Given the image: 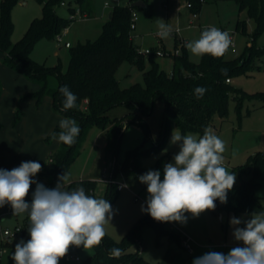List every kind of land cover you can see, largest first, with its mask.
I'll list each match as a JSON object with an SVG mask.
<instances>
[{
	"label": "trees",
	"instance_id": "trees-1",
	"mask_svg": "<svg viewBox=\"0 0 264 264\" xmlns=\"http://www.w3.org/2000/svg\"><path fill=\"white\" fill-rule=\"evenodd\" d=\"M34 1L41 6V16L33 19L23 36L14 43L10 40L13 31L10 14L18 0H1L0 2L1 63L37 86V90L20 97L11 124L14 126L21 119L20 104L24 100L32 99L35 107L38 108L43 99L48 97L51 101V110L55 114L64 118L75 119L81 129L72 146L59 142L57 151L48 156L50 168L42 169L37 173L39 178L44 177L46 180V188L56 187L58 177L67 172L77 157L85 135L91 127L111 134L110 144L114 153L121 131L129 123L141 126L144 132L148 134L145 118L151 115L155 100H159L162 104V121L158 141L149 148L129 152L127 159L119 165L113 161L110 164V178L112 180L116 175L124 177L131 175L141 183L138 177L149 170L160 171L161 180H163L165 165L163 158H160L148 170L135 164V160L142 156L154 154L163 147L168 131L172 126L177 127L182 135L194 133L202 136L204 129L211 126L214 117L227 118L230 99L234 101V110L238 122L245 101L256 100L261 107H264V91L248 95L231 86V79L236 76L247 75L253 61L264 55V51L256 50L254 47L244 48L237 57L230 60H225V55L220 58L204 55L200 57L197 63H192L188 60L185 45H182L177 54L170 56L172 60L170 74L159 69L153 54L148 57L140 55L130 36L132 31L130 28L131 13L139 7H131V4L141 1L145 5L142 9H145L149 0H128L127 6L114 7L102 25L100 36L95 41H87L73 48L69 47V62L65 72L62 71L59 63L53 67L37 64L30 56L36 42L40 39H54L71 22L75 21L58 16L55 11L59 6H67L69 13H73L76 8L82 18H90L93 10L91 0ZM216 1L232 2L237 7L238 12H245L247 20L254 23V31L250 36L252 42L264 33V0ZM204 2L205 0H186V3L191 5L189 10L196 14L199 13ZM235 32L242 36H248L246 20L236 21ZM177 46L178 43L175 41V50ZM124 62L141 72L142 84L119 88L115 73ZM147 64L148 68H146ZM221 68L228 69L229 83H226V78L221 75ZM49 77L56 78V88H49ZM64 85H67L77 96V107L67 111L62 110L64 97L59 92V88ZM198 86L207 88V92L200 99H197L194 94V89ZM119 106H123L127 110L126 114L121 120L109 119L107 112ZM59 131L60 129L56 127L51 133H58ZM51 133L46 140L52 139ZM230 172L236 173L234 187L227 194V203L221 204L217 200L215 202L216 208L213 211L217 215L252 214L253 212L264 211V206L261 205V198L258 195L261 181L264 180V154L248 157L243 166ZM78 187H83L88 195L94 196V181L72 182L66 187V190ZM118 193L119 191L116 190L114 184H107L104 199L111 204ZM26 225L21 230L19 237L28 233L30 225ZM145 228L152 230L155 246L160 244L162 238L166 239L168 243L176 242L180 245L179 235L168 230L166 222H158L146 213L127 229L119 241H114L106 234L101 244L92 248V254L84 260L83 264H149L138 250L130 252L131 247L139 245L141 233ZM18 239H16L15 245ZM7 246H10L8 242L2 244V247ZM114 247L122 250V255L119 258H111L108 255V250ZM80 248L82 247H76L77 250Z\"/></svg>",
	"mask_w": 264,
	"mask_h": 264
},
{
	"label": "rangeland",
	"instance_id": "rangeland-1",
	"mask_svg": "<svg viewBox=\"0 0 264 264\" xmlns=\"http://www.w3.org/2000/svg\"><path fill=\"white\" fill-rule=\"evenodd\" d=\"M91 3L93 14L90 18L77 17L59 37L37 41L31 50V59L37 64L46 67H53L59 63L62 71L65 72L69 62V49H65L64 45L68 43L73 48L87 41H95L100 36L102 25L108 19L111 10L116 6H127L128 0H91ZM105 3L108 6H105ZM71 5H73L72 2ZM55 12L64 19H69L72 14L69 13L67 6H59ZM74 12H76V8ZM134 13L137 19L135 29L130 32V36L133 39V45L141 52L149 49L173 52L175 49L172 36L175 31H178L177 36L182 39L183 45H185L186 42L199 38L200 26H216L219 29L230 32L234 46L226 52L225 60L237 57L244 48L254 47L256 50L264 51V33L252 42L250 36L254 31V23L251 20H247L245 12H238L237 7L232 2L205 0L196 19L193 18L192 12L186 8V0H149L145 9L136 8ZM10 16L13 24L10 40L14 43L23 36L30 22L41 16V6L34 0H18L17 4L12 8ZM157 19H162L172 26L173 31L169 38L161 39L157 35ZM237 20H246L248 36H242L235 32V22ZM186 52L190 62L197 63L199 61L200 57L192 55L188 49H186ZM154 61L158 64L160 70L170 74L172 69L170 56L154 57ZM146 68H148V64ZM115 78L121 89L128 88L134 84H142L141 72L125 62L117 68ZM48 86L51 89L56 88L57 80L55 77H49ZM231 86L248 95L264 91V55L253 61L247 75L233 77ZM48 111L54 125L53 129L59 128V121L64 117L55 114L51 109ZM126 112L127 110L123 106H119L108 111L107 116L111 120L114 118L121 120ZM240 115L241 118L238 122L234 110V101L230 99L227 118L214 117L210 126L215 134L226 144L224 153L225 167L229 171L243 166L250 156L264 154V107H261L256 100H247L243 103ZM145 121L147 122L148 134L144 132L141 126L135 123H129L123 128L115 153L110 144L111 134L91 127L85 135L77 157L66 172L70 173V183L83 180L94 181L95 191L93 197L104 199L107 185L102 182V179L110 178V164L115 161L119 165L127 159L129 152L149 148L158 141L162 121V104L159 100L154 101L152 113L145 118ZM24 125L25 130V128H31L30 125L32 124L29 120H26ZM174 129L178 130L175 126L169 129L163 147L154 154L137 158L135 164L142 169L148 170L160 158L165 160V164L174 163L173 156L179 151L178 144L170 143ZM34 135H29L24 147V156L20 161H38L42 164V169H49L48 156L57 151L58 142L52 139L46 140V136L41 142L36 143ZM33 179H44V177L39 178L36 175ZM35 181L44 185L41 180ZM114 181L128 186V188L119 191L112 201L111 206L114 210V215L110 224L105 226L106 234L114 241H119L127 229L138 218L146 214V212L141 211V206L147 207L146 199L148 193L147 185L139 183L131 175L126 177L116 175ZM70 183L63 185L64 190ZM261 183L262 188L258 191V195L261 198V205L264 206V180ZM35 188L36 184L33 183L26 197L29 203H31L32 193ZM135 195H138L139 199L137 201H134ZM212 212L214 211H205L195 218L190 213H185L188 219L183 224L166 222V228L173 230L179 235L180 245L176 242L168 244L166 239L162 238L160 240L162 244L156 247L152 230L145 228L141 233L140 244L131 247L130 252L138 250L142 257L150 262L149 264H174L177 257L183 259H188L189 257L183 246L184 240H187L192 245V254H194L192 258L199 257L210 251L221 252L226 255L234 247H243L242 242L234 239V229L230 225V219L236 217L247 220L250 219L251 214H221L216 216V213L212 214ZM26 224L30 225L26 213L13 215L10 205L5 204L0 207V249L3 251L0 259L3 264H15L11 259V255L15 251L16 239L20 236L16 239L7 240L2 234L3 231L5 229L13 230L16 227L22 230L27 226ZM243 226V224L239 225V227ZM29 239L30 236L27 233L19 237L17 243L21 240L27 242ZM5 242H8L10 246L2 247ZM91 254L92 248L84 249L82 247L77 250L74 246H70L68 253L60 259L59 264H83L84 260ZM75 258H78L79 261H76Z\"/></svg>",
	"mask_w": 264,
	"mask_h": 264
},
{
	"label": "clouds",
	"instance_id": "clouds-1",
	"mask_svg": "<svg viewBox=\"0 0 264 264\" xmlns=\"http://www.w3.org/2000/svg\"><path fill=\"white\" fill-rule=\"evenodd\" d=\"M157 35L161 39L170 37L172 26L162 19L156 20ZM232 39L227 31L216 26L203 30L198 39L185 43V48L196 57L211 55L220 58L226 54ZM220 73L228 77V69ZM64 97L62 110L77 107V96L67 85L59 88ZM207 92V88L194 89L197 99ZM60 131L51 133L52 140L72 146L81 129L75 119L63 118L59 121ZM179 145L173 156L174 163H166L163 180L158 170H149L138 177L147 185V207L141 206L158 222L186 223L190 213L193 218L208 210H215L216 201L227 203V194L234 187L236 173L225 167V142L210 127L203 135L185 134L174 129L171 141ZM42 170L38 161H25L12 170L0 169V207L11 206L13 215L27 214L30 221V239L15 245L11 259L15 264H59L70 246L84 249L99 246L106 235V225L110 224L114 210L110 202L86 193L83 187L64 190L70 183V173L58 177L55 188H46L33 179ZM36 188L31 203L27 202L31 185ZM126 186V185H125ZM243 224V227L239 225ZM233 236L243 247L232 248L226 255L210 251L194 258L192 264H264V211L253 212L250 219L232 217ZM108 255L119 258L120 248H110Z\"/></svg>",
	"mask_w": 264,
	"mask_h": 264
},
{
	"label": "crops",
	"instance_id": "crops-1",
	"mask_svg": "<svg viewBox=\"0 0 264 264\" xmlns=\"http://www.w3.org/2000/svg\"><path fill=\"white\" fill-rule=\"evenodd\" d=\"M23 5H25V3H23ZM198 16L199 14H197L196 18H198ZM173 40L175 42L176 39L173 38ZM1 59L2 55L0 53V169L12 170L13 168L19 167L22 163L20 160L24 156V147L27 143V139H29V135L35 134L34 141L39 143L50 134L54 125L52 124L51 117L48 113V110L51 109V101L48 97H45L38 108L35 107V103L32 99L24 100L20 104L22 117L17 124L12 126L11 123L14 116V110L18 100L27 92L37 90V86L28 82L16 72L5 67L1 63ZM26 120H29L32 125H30L31 128H25L24 130ZM35 180H41L44 183V186L46 185L44 179ZM212 214H214V212H212ZM216 216L218 215L216 214ZM161 244L162 243L158 246ZM192 255L194 254H189L188 259L177 257L176 263L174 264H192V261L194 260ZM0 261L2 263L1 259ZM147 262L150 263L149 261Z\"/></svg>",
	"mask_w": 264,
	"mask_h": 264
},
{
	"label": "built area",
	"instance_id": "built-area-1",
	"mask_svg": "<svg viewBox=\"0 0 264 264\" xmlns=\"http://www.w3.org/2000/svg\"><path fill=\"white\" fill-rule=\"evenodd\" d=\"M114 1H117V0H114ZM105 6H108L107 3H105ZM186 8L187 9H191V5L186 3ZM193 14V18L196 19L197 17V14L196 13H192ZM77 17H80V14H79V11L76 9V12L73 11V13L70 15L69 19L71 20H76ZM136 15L134 12L131 13V25H130V28L131 30H133L135 28V22H136ZM207 27L209 26H202V27H199V33L201 34V32L203 30H205ZM222 30V29H221ZM222 31H225V30H222ZM228 32V31H227ZM230 34V32H228ZM178 35V31H175V33L173 34V38L176 39L175 41L178 43V46H177V49L174 50L173 52H165L163 50H160V49H149V50H145L143 52L141 51H138V53L144 57H148L150 56L151 54H153L155 57H169L171 55H174V54H177L179 52V48L183 45V41L182 39L179 38ZM231 36V35H230ZM59 37V36H57ZM231 39H232V36H231ZM65 48H69L70 45L68 43H66L65 45ZM234 46V43H233V39H232V43H231V46L229 48H233ZM234 51V49H232ZM226 83H229V80L225 81ZM102 182H104L106 185L107 184H114L116 186V190L117 191H121L123 189H126L128 188V186L126 184H121V183H116L114 180H112L111 178H108V179H102ZM126 185V186H125ZM139 198H138V195H135L134 196V201H137ZM3 236H5L7 238V240L9 239H16L20 234H21V228L19 227H16L14 228L13 230H8V229H5L3 231ZM183 246H184V249L186 250V252L188 254H192L193 253V248H192V245H190L188 243L187 240H184L183 241ZM74 248H76V246H74ZM1 254H2V250H0V258H1ZM76 261H79L78 258H75ZM0 264L1 261H0Z\"/></svg>",
	"mask_w": 264,
	"mask_h": 264
},
{
	"label": "water",
	"instance_id": "water-1",
	"mask_svg": "<svg viewBox=\"0 0 264 264\" xmlns=\"http://www.w3.org/2000/svg\"><path fill=\"white\" fill-rule=\"evenodd\" d=\"M145 5L141 2V1H136V2H133L131 4V7H139V8H143ZM110 15H108L109 17Z\"/></svg>",
	"mask_w": 264,
	"mask_h": 264
}]
</instances>
